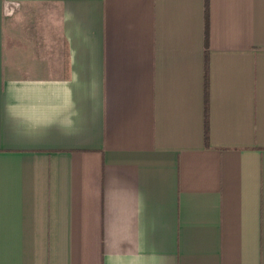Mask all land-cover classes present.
<instances>
[{
	"label": "crops",
	"instance_id": "obj_1",
	"mask_svg": "<svg viewBox=\"0 0 264 264\" xmlns=\"http://www.w3.org/2000/svg\"><path fill=\"white\" fill-rule=\"evenodd\" d=\"M0 264H264V0H0Z\"/></svg>",
	"mask_w": 264,
	"mask_h": 264
}]
</instances>
